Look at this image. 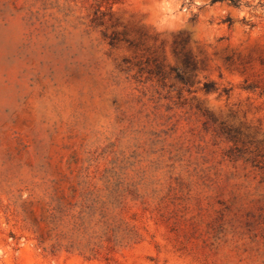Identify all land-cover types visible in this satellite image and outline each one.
Masks as SVG:
<instances>
[{
	"label": "rangeland",
	"instance_id": "1",
	"mask_svg": "<svg viewBox=\"0 0 264 264\" xmlns=\"http://www.w3.org/2000/svg\"><path fill=\"white\" fill-rule=\"evenodd\" d=\"M160 3L0 0V264H264V15Z\"/></svg>",
	"mask_w": 264,
	"mask_h": 264
},
{
	"label": "clouds",
	"instance_id": "2",
	"mask_svg": "<svg viewBox=\"0 0 264 264\" xmlns=\"http://www.w3.org/2000/svg\"><path fill=\"white\" fill-rule=\"evenodd\" d=\"M160 7L163 9V17L155 23L157 31L166 28H174L177 23L186 22L194 14L203 19L201 9L208 8L209 15H222L227 17L228 9L220 8L219 0L213 4L212 0H161ZM235 7V6H233ZM240 20H253L256 16L264 15V6L261 0H239V7H235ZM217 9L219 12L217 13ZM235 20L236 17L233 16Z\"/></svg>",
	"mask_w": 264,
	"mask_h": 264
},
{
	"label": "trees",
	"instance_id": "3",
	"mask_svg": "<svg viewBox=\"0 0 264 264\" xmlns=\"http://www.w3.org/2000/svg\"><path fill=\"white\" fill-rule=\"evenodd\" d=\"M217 0H213V2H216ZM219 1H228L230 4L234 6H239V0H219Z\"/></svg>",
	"mask_w": 264,
	"mask_h": 264
}]
</instances>
